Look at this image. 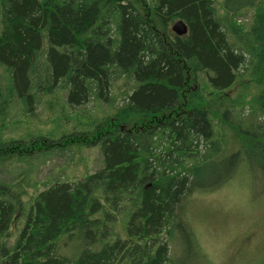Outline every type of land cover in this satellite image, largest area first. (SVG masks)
<instances>
[{
  "label": "trees",
  "instance_id": "1",
  "mask_svg": "<svg viewBox=\"0 0 264 264\" xmlns=\"http://www.w3.org/2000/svg\"><path fill=\"white\" fill-rule=\"evenodd\" d=\"M219 2L0 0V264H173L189 196L264 181V0ZM92 146L81 180L28 175Z\"/></svg>",
  "mask_w": 264,
  "mask_h": 264
},
{
  "label": "rangeland",
  "instance_id": "2",
  "mask_svg": "<svg viewBox=\"0 0 264 264\" xmlns=\"http://www.w3.org/2000/svg\"><path fill=\"white\" fill-rule=\"evenodd\" d=\"M223 2L220 0L218 4L221 9ZM246 10L240 22L251 24L253 10ZM101 106L99 109L97 102L91 101L78 110H106L104 104ZM14 160L8 158L4 163H8L10 169L19 168L20 172H26L31 164L30 160ZM102 167L100 148L92 146L73 159L54 157L43 167L33 168L28 175L37 181L62 179L73 182ZM260 175V169L252 170L243 165L235 177L220 189L194 193L185 200L182 213L195 240L185 237L180 250L173 247V264H264V181ZM125 223L126 218L121 217L117 224L121 237L126 235ZM80 248L75 241L63 239L60 242V254L66 257L77 256Z\"/></svg>",
  "mask_w": 264,
  "mask_h": 264
},
{
  "label": "water",
  "instance_id": "3",
  "mask_svg": "<svg viewBox=\"0 0 264 264\" xmlns=\"http://www.w3.org/2000/svg\"><path fill=\"white\" fill-rule=\"evenodd\" d=\"M172 31L178 36H184L188 33V26L184 21L179 20L172 26Z\"/></svg>",
  "mask_w": 264,
  "mask_h": 264
}]
</instances>
